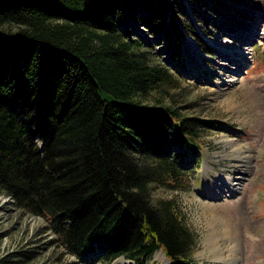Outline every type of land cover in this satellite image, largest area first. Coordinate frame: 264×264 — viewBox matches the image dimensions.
Segmentation results:
<instances>
[{
  "label": "trees",
  "instance_id": "obj_1",
  "mask_svg": "<svg viewBox=\"0 0 264 264\" xmlns=\"http://www.w3.org/2000/svg\"><path fill=\"white\" fill-rule=\"evenodd\" d=\"M183 12V0H0V193L79 260L194 262L185 212L153 188H186L201 131L228 128L146 102L178 79L130 40L128 18L175 30L177 52L194 33L208 53Z\"/></svg>",
  "mask_w": 264,
  "mask_h": 264
},
{
  "label": "rangeland",
  "instance_id": "obj_2",
  "mask_svg": "<svg viewBox=\"0 0 264 264\" xmlns=\"http://www.w3.org/2000/svg\"><path fill=\"white\" fill-rule=\"evenodd\" d=\"M183 1L187 12L178 15L193 25L209 48L208 53L197 44L194 33L184 35L177 52L175 30L151 33L135 17L128 16L133 24H129L130 40L143 42V51H149L146 56L178 79L177 86L167 87V92L157 89L146 102L155 103L159 98L161 104L178 107L185 115L214 119L216 125L228 129L201 131L203 161L185 169L186 188L157 186L153 195L155 199L177 200L185 212L197 238L193 264H264V0ZM257 26L260 33L253 30ZM236 35L247 40L239 39L234 47L247 49V60L241 65L220 56L224 47L219 43L232 44ZM234 48L224 50L230 54ZM190 52H194L201 68L191 67ZM222 64H227L231 72ZM230 79L234 83L220 89L222 81ZM238 146L250 158L238 157ZM240 150L238 153H242ZM226 179L238 184L236 191L223 194L230 190ZM0 264L134 262L124 257L112 263H103L98 256L77 259L58 241L46 219L17 208L12 198L0 193ZM146 264L171 262L158 250Z\"/></svg>",
  "mask_w": 264,
  "mask_h": 264
},
{
  "label": "bare ground",
  "instance_id": "obj_3",
  "mask_svg": "<svg viewBox=\"0 0 264 264\" xmlns=\"http://www.w3.org/2000/svg\"><path fill=\"white\" fill-rule=\"evenodd\" d=\"M259 21V20H258ZM257 22V21H256ZM261 28H259L258 26L255 28L254 27V31H257L258 33H260V30ZM243 33H241V34H239V35H241V36H243V37H245L246 39L248 38V36L247 35H245V34H243ZM253 34V33H252ZM236 37H237V40L236 41H234V43H219L221 46H222V48L224 47V49H225V47H227V49H230L231 47H236V43L238 42V44H239V39H240V42L241 41H244V42H246L247 40L246 39H242V38H238L239 36H237L236 35ZM235 45V46H234ZM221 48V49H222ZM224 49H222V50H224ZM222 50H220L221 52L220 53H222V55H220L221 57H224L225 59H228V60H231V61H234V62H238V65H241L242 64V62H244L245 60H247V54H248V52H247V49H246V47H244L243 49H239V48H234V50H231L230 52V54H229V52L227 53L226 51H228V50H224V51H222ZM189 55H190V59L192 60L191 61V67H193V69H195V70H197V69H199V68H201L200 66H199V64L194 60L195 58H194V52H190V53H188ZM223 66H225V68L228 70V71H230L229 70V67H228V65L227 64H222ZM231 72V71H230ZM225 81H227V82H225ZM232 83H234V80H223L222 81V84H223V87H220V89H225V88H227L228 86H230V85H232ZM233 145V144H232ZM234 146V145H233ZM235 146H237V145H235ZM242 148L243 147H241V146H238V148L237 149H235L236 150V152H237V154H241L240 156H238V157H240V158H245V157H248V158H250V155H245L244 156V154H243V151H242ZM241 149V150H240ZM241 151L242 153H238V151ZM245 165V167L247 168L248 167V164L247 163H244ZM227 180V179H226ZM224 182H225V180H224ZM227 182V183H226ZM225 183L228 185V188L230 189V190H228V191H224L223 192V194L225 193V192H229V191H231V190H234V191H236L237 190V185L238 184H234L233 183V181H230V180H227ZM222 194V195H223ZM209 206H211V205H209ZM208 206V207H209ZM211 208V207H210ZM206 211V210H205ZM207 215V214H206ZM242 218H243V216H242ZM244 221V220H243ZM230 223V222H229ZM228 223V224H229ZM230 224H232V223H230ZM212 225L214 226V224L212 223ZM212 226V227H213ZM226 226H228L227 225V223H226ZM231 229V228H230ZM229 229V230H230ZM216 231V230H215ZM212 232H214V229H213V231ZM217 232V231H216ZM219 232V231H218ZM220 233V232H219ZM224 233V232H223ZM213 234H215V233H213ZM216 235V234H215ZM217 235H219L218 233H217ZM221 235V234H220ZM219 235V236H220ZM211 247V246H210ZM215 248H216V246H214ZM232 248V247H231ZM231 248H228V249H230V251H232V249ZM215 250V249H214ZM216 250H219V249H216ZM218 254L220 255V251H218ZM219 255H216V258L219 260V259H221L222 261L224 260L223 258H222V256H219ZM217 256H219V257H217ZM232 263V262H231Z\"/></svg>",
  "mask_w": 264,
  "mask_h": 264
}]
</instances>
